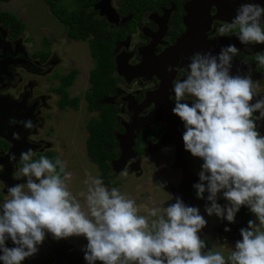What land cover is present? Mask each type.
<instances>
[{
  "label": "flooded vegetation",
  "instance_id": "obj_1",
  "mask_svg": "<svg viewBox=\"0 0 264 264\" xmlns=\"http://www.w3.org/2000/svg\"><path fill=\"white\" fill-rule=\"evenodd\" d=\"M69 1L65 0L63 5L71 10L74 7L67 6ZM249 2L264 7V0H85V13L101 26L102 42L106 44L105 51L109 52L108 60L112 62L107 72L101 69L97 74L100 94L96 96L91 78L98 63L91 53L88 64L83 66L76 57L61 52L65 45L80 47L83 43L89 44L88 40L94 35L87 41H75L63 26L64 31L50 30L48 40L36 42L33 37L22 40L26 30L18 38H13L12 31L0 22V64L6 67L5 71L2 69L4 72L0 70V204L7 198L6 185L26 183V178L17 173L22 166L20 153L29 148L37 153V159L40 155L53 160L59 156L67 162V170L73 173L72 183L77 182L76 172L69 167L72 154L76 155L78 151H73L72 137L62 136L61 126L72 118V114L82 115L76 128L79 130L81 124L82 137L87 140L84 150L81 149L86 158L84 166L97 167L93 176H99L109 189L118 188L119 184L140 187L135 182L146 185L147 174L153 168H169L176 172L174 178L159 176L156 180L163 190L159 191L160 197L155 199L153 194H136L135 200L164 207L174 204L184 178L176 161L179 139L169 130V124H176L182 138L184 125L172 113L175 103L172 88L173 81L184 78V74L168 69L186 67L194 53L212 52L215 55L222 47L234 44L240 52L233 58L232 74H247L251 69L252 79L260 84L258 96L264 97V67L255 60L256 53H264V44L242 45L236 32L222 36L217 31L222 22L233 20L241 4ZM58 35L65 40L59 48L55 41ZM84 76L86 78L81 79ZM255 102L256 98L252 103ZM2 103L7 107H2ZM105 111L113 112L115 128L107 132L112 143L109 140L108 154L103 153L99 165L88 152L89 124L100 121ZM10 120H31L35 126L25 129L20 123L10 124ZM144 122L147 125L141 126L134 136L132 150L124 156L121 139L128 133V127ZM258 130L264 135V122H260ZM72 132L67 133L71 136ZM13 133H19L20 139H13ZM127 145L131 147L130 142ZM12 155L15 160L10 159ZM183 157L190 173L198 177L190 181L187 193L202 202L203 211L199 212L207 225L199 235L206 241L205 251L219 245L222 247L213 250L223 251L227 256L234 249L235 242L242 239L241 229L247 228L248 222L256 221V218L247 206L240 208L234 223L219 217L213 221L206 211L204 214L206 205L210 206L208 193L205 192L204 199H199L193 187L200 182L198 166L203 160L186 151L184 143ZM80 162L83 164V160ZM217 203L222 207L229 204L223 193L218 194ZM185 205L196 207L194 204ZM226 227L230 231L225 232ZM86 245L84 237L56 240L47 234L37 254L22 264H87L84 259ZM6 246L15 245L9 239Z\"/></svg>",
  "mask_w": 264,
  "mask_h": 264
},
{
  "label": "clouds",
  "instance_id": "obj_2",
  "mask_svg": "<svg viewBox=\"0 0 264 264\" xmlns=\"http://www.w3.org/2000/svg\"><path fill=\"white\" fill-rule=\"evenodd\" d=\"M217 31L222 36L236 32L242 45L264 44V7L241 4L233 20L222 22ZM239 52L229 44L215 55L194 53L184 68L168 69L184 74L173 81L172 113L184 125L185 150L203 160L200 182L193 187L199 199L208 193L207 215L234 223L240 208L247 206L258 221L241 229L242 239L227 256L213 250L219 245L205 251L199 233L207 221L197 207L179 198L167 207L138 204L91 173L83 181L86 191L74 194L67 162L59 156L37 159L29 148L20 153L17 173L26 183L6 185L7 198L0 204V261L22 264L51 234L56 240L84 237L87 264H264V135L258 130L264 122V97L258 96L260 84L251 69L232 74ZM255 60L264 67V53H256ZM9 123L35 126L31 120ZM13 139L19 140V133ZM219 193L227 206L217 203ZM9 239L14 247L6 246Z\"/></svg>",
  "mask_w": 264,
  "mask_h": 264
},
{
  "label": "rangeland",
  "instance_id": "obj_3",
  "mask_svg": "<svg viewBox=\"0 0 264 264\" xmlns=\"http://www.w3.org/2000/svg\"><path fill=\"white\" fill-rule=\"evenodd\" d=\"M69 1V0H67ZM74 3L71 2V0L68 2L67 6L69 8L74 7ZM2 11H8L11 14L20 17L24 19V22L27 26L26 33L22 36V40H25L26 38L33 37V40L36 42L40 41L43 39V41L49 39L48 33H50V30L53 29H58L59 31H64V27L62 23L58 21V19L53 16V14L50 11L49 5L46 3L45 0H11L8 3H2L0 2V12ZM23 16V17H22ZM52 38H54L52 36ZM57 43V48H59L61 45L64 44L65 40L60 38V35L55 39ZM86 45V46H85ZM30 46V45H26ZM61 52H64L65 54H69L70 56L76 57L83 66L88 64L89 62V57L90 56V49H89V44L83 43L82 46L80 47H71V46H64L63 50ZM87 69V68H86ZM61 75V74H59ZM33 78V77H29ZM86 77H82L81 79H85ZM82 115L80 116H73L72 118H69L70 120H67L66 122H63L61 124L62 126V136L66 138H73V151L76 152L78 151V154H72L71 158V164L69 169L73 170V172H76L77 175V182H73L70 185L71 190L74 193H78L80 191H86V185L83 183V181L87 178L86 173H91L92 175H95L97 173V167L96 165H90V166H84L85 165V160L83 157V150H84V142L86 144L85 139H83V135L81 134V124L79 126V130H77L76 126L78 124V119L81 118ZM76 117V118H75ZM84 130V129H83ZM70 131L72 132V135L70 136L67 132ZM85 132V131H84ZM86 134V133H85ZM76 140V141H75ZM83 147V148H82ZM82 149V151H81ZM66 155V154H65ZM70 160V159H69ZM81 160H83V164H81ZM203 163V162H200ZM199 170H202V164H199L198 166ZM176 172L171 171L169 168L166 170H159L153 168L150 172V174H147L148 179H146V185L141 184L139 181H134L136 184L139 183L141 186H135V185H130V184H119L120 186L118 187L120 191L123 194L128 195L131 198L135 199V195H155L156 197L159 196V189L156 188V185H158V182L156 181L159 176L165 177L166 179L174 178ZM137 197V198H140ZM176 199V198H175ZM174 199V200H175ZM138 204L142 203L141 200L136 201ZM154 202V201H153ZM152 202V203H153ZM147 203V202H143ZM149 206L151 207L152 205L150 202L148 203ZM254 216V215H253ZM212 220L216 221L217 216L212 215Z\"/></svg>",
  "mask_w": 264,
  "mask_h": 264
},
{
  "label": "trees",
  "instance_id": "obj_4",
  "mask_svg": "<svg viewBox=\"0 0 264 264\" xmlns=\"http://www.w3.org/2000/svg\"><path fill=\"white\" fill-rule=\"evenodd\" d=\"M11 0H0V2L8 3ZM51 8V12L58 18V20L65 27L68 36L75 41H87L91 35L94 38L88 40L89 49L92 57L98 63V68L93 72L91 81L94 86L95 96L99 93L100 81H98V72L103 69V72H107L108 65L112 63L109 59V52L107 54L106 44L102 42V29L96 20L85 13V0H71L74 8L67 9L63 3L65 0H45ZM0 22L4 27L12 31V37L18 38L20 34L25 32L27 26L21 19L16 18L10 13H1ZM112 48V47H108ZM108 50V49H107ZM97 77V78H96ZM113 112H104L100 121L91 122L89 124L90 137L88 140V152L91 159L101 165L100 157L103 153H107L106 146L112 138L108 136L107 132L115 128V119ZM103 136H102V134ZM109 138V139H108ZM112 143V141H111Z\"/></svg>",
  "mask_w": 264,
  "mask_h": 264
},
{
  "label": "water",
  "instance_id": "obj_5",
  "mask_svg": "<svg viewBox=\"0 0 264 264\" xmlns=\"http://www.w3.org/2000/svg\"><path fill=\"white\" fill-rule=\"evenodd\" d=\"M2 69H4V71H5L6 67H4L3 65L0 64V70H1V72H4ZM1 106L4 107L6 105L4 103H2ZM13 107L14 106L10 107V109H12ZM255 115L258 116L259 113H255ZM146 125H147V123L144 122L142 125L139 124L138 126L128 127V133L123 137V139H121V143H122L121 146H123L124 156H125L126 153H128L129 151L132 150L131 148H132L134 136L136 134H138V132L140 131L141 126L145 127ZM169 126H170L169 130L171 132H173V134H175L178 137V139H179V142L177 143L178 149H177V152H176V161H177V164L180 166V168L183 171V178H184V183H183L182 187L179 190V193H178L179 196L178 197L184 203L194 204L200 211H203V210H201L202 202H200L201 203L200 204L197 200H195L194 198L189 196L188 193H187V190L190 188L189 187L190 186V181H192V180L195 181V178H198V177L196 175L190 173L189 166H188L187 162L185 161V159L183 157V142H182V138L180 137V134H179V132L177 130L176 124H169ZM128 139H130V140H128ZM131 139H132V143H131ZM128 142H130L131 147L127 145ZM163 142H165V141L163 140ZM118 164L119 163H117L116 166ZM115 169H116V167H115ZM204 214H205V210H204ZM200 235H201V232H200Z\"/></svg>",
  "mask_w": 264,
  "mask_h": 264
}]
</instances>
